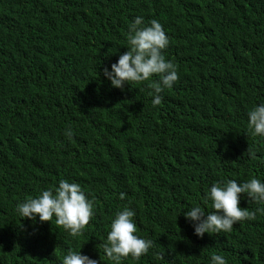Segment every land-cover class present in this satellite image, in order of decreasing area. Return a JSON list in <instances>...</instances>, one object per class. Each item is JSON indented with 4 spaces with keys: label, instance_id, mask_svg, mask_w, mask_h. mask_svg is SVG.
I'll list each match as a JSON object with an SVG mask.
<instances>
[{
    "label": "trees",
    "instance_id": "16d2710c",
    "mask_svg": "<svg viewBox=\"0 0 264 264\" xmlns=\"http://www.w3.org/2000/svg\"><path fill=\"white\" fill-rule=\"evenodd\" d=\"M137 16L162 24L178 72L155 107L145 85L121 90L103 76ZM260 102L264 0H0V264H61L68 249L112 264L102 245L125 207L153 244L121 264H210L213 254L264 264V203L245 195L239 206L255 219L202 237L183 215L212 211L203 196L214 182L264 181V137L246 115ZM61 179L93 201L79 236L16 212Z\"/></svg>",
    "mask_w": 264,
    "mask_h": 264
},
{
    "label": "clouds",
    "instance_id": "9594fccd",
    "mask_svg": "<svg viewBox=\"0 0 264 264\" xmlns=\"http://www.w3.org/2000/svg\"><path fill=\"white\" fill-rule=\"evenodd\" d=\"M169 42L158 20L152 19L145 24L142 16L135 17L127 33V51L119 55L110 70L107 67L103 69V76L112 87L121 90L126 84L127 90L145 85L150 89L148 95L152 105H160L163 100L161 93L172 88L178 80L176 66L163 54ZM153 76L158 77V80L151 81ZM146 81H150L148 86ZM246 115L247 129L255 136L264 137V102L254 104ZM64 134L70 137L72 129H66ZM249 156L255 158V153L249 150ZM245 195L252 201L264 203V181L251 178L239 183L233 179L214 182L203 196L205 204L211 202L212 211L206 212L199 204H195L183 215L191 222L194 234L198 237L205 233L230 232L238 222L255 219L256 212L239 206ZM120 198H124L123 193ZM16 212L30 220L38 217L40 222H51L54 217L55 223L74 237L82 234L94 215L93 201L82 186L66 179L41 190L35 197L18 202ZM134 216L135 211L125 207L110 219V230L102 247L104 256L112 264H121L122 259L128 257L139 259L153 244L152 240L137 234ZM61 264H98V261L82 254L80 250L68 249ZM210 264H227V260L222 255L213 254Z\"/></svg>",
    "mask_w": 264,
    "mask_h": 264
}]
</instances>
